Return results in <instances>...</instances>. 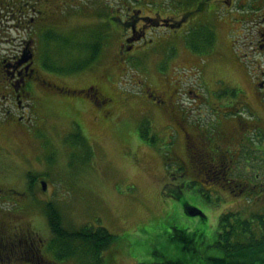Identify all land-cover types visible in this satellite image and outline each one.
<instances>
[{
  "label": "rangeland",
  "instance_id": "374dc122",
  "mask_svg": "<svg viewBox=\"0 0 264 264\" xmlns=\"http://www.w3.org/2000/svg\"><path fill=\"white\" fill-rule=\"evenodd\" d=\"M76 18H70L71 23L32 25V29H37L36 53L41 70L45 77L57 83L79 85L89 80L103 85L99 74L109 68L108 78L118 87L116 91H120L114 95V90L108 89L115 97L112 116H107L105 121L95 120V113L89 107L80 112L70 110L71 99L77 95L69 92L48 99L51 109L41 108L36 95L28 101L31 106L18 109L13 101L0 94V219L7 222L9 232L18 233L12 237L15 242L25 233L28 239L34 237L42 243L43 264H54L52 260H55L48 247L51 233L44 211L46 202L57 205L65 228L103 226L116 235L114 242L102 252L103 264H162L164 260L181 258L185 255L180 242L171 239L175 228L184 229L194 237L200 254L213 255L216 250L208 245H213L217 238L220 214L232 211L247 217L252 212L264 211V190L253 189L246 198L235 193L238 188L230 191V187L215 186L218 190L207 191L200 172L197 181L184 183L190 176L183 163L184 134L174 129V120L167 113L160 114V105L145 96L140 84V80L146 81L155 92L165 91L169 96L172 82L177 79L183 80V92L185 85L203 80L212 87V72L201 75L195 67L198 60L182 51L181 58L172 59L174 51L169 41L156 54L121 52L116 48L118 38L113 32L107 36L106 49L99 37L103 27L84 21L78 23ZM230 26L226 19L218 24L220 36L215 42L210 39L212 26L210 32L207 27L199 29L193 36V50L202 52L207 44L208 53L226 52ZM93 45H99L100 49L91 59ZM7 46L0 43V52ZM238 48L236 51L248 50L242 43ZM117 56L125 57L128 62V67L123 68L127 74L121 68L118 71L121 76L118 75L113 66ZM227 59L217 64L219 76H230L249 89L239 65ZM76 71H86L87 80L55 75V72ZM216 84L218 96L234 97L233 84L222 80ZM3 85L0 80L2 92L7 90ZM200 91L209 95L205 88ZM8 112L21 115L25 126L9 122ZM207 117L211 119L210 115ZM78 125L82 136L74 140L72 135ZM246 140L253 138L245 134ZM242 150L231 176L239 182L258 183L264 177V156L258 160L254 157L257 152ZM28 172L35 175L30 185ZM41 180L46 181L45 189ZM191 208L200 213L193 214ZM62 260L58 264H79L73 257ZM5 264L30 263L5 260Z\"/></svg>",
  "mask_w": 264,
  "mask_h": 264
},
{
  "label": "flooded vegetation",
  "instance_id": "af4514ba",
  "mask_svg": "<svg viewBox=\"0 0 264 264\" xmlns=\"http://www.w3.org/2000/svg\"><path fill=\"white\" fill-rule=\"evenodd\" d=\"M73 16H77L78 23L84 21L103 27L99 37L104 40L106 49L107 36L113 32L118 38L116 48L121 52L135 50L156 54L169 41L174 51L172 59L181 58L179 52L182 51L198 60L195 67L201 75L212 72V87L209 88L203 80L185 85L183 92V80L177 79L172 82L169 96L165 91L155 92L146 81L140 80V84L145 96L160 105V114L167 113L174 120V129L184 134L186 160L183 163L190 172L184 183L197 181L196 175L200 172L207 191L218 190L215 186L220 189L230 187V191L238 188L235 193L246 198L253 189L264 190V177L258 183L249 184L251 180L239 182L231 176L241 149L257 152L254 157L258 160L264 156V0H0V43L8 44L0 52V80L7 88L2 92L0 87V94L13 101L16 108L31 106L28 101L36 95L41 108L51 109L48 99L69 92L77 95L71 99L73 107L70 110L80 112L89 107L95 113V120L105 121L111 115L112 100L120 91H116L118 87L108 78L109 68L99 74L103 85L89 82L86 71L55 72L59 78L87 80L71 85L50 80L41 70L36 53L37 29H32V25L71 23ZM224 19L231 25L226 33L227 51L208 53L205 50L207 44L202 52L193 50V36L199 29L207 27L210 32L212 26L214 32L210 33V39L215 42L220 36L217 26ZM240 43L248 50L236 51ZM25 55L30 58L24 59ZM239 57L243 59L240 61ZM227 58L235 66L239 65L249 89L230 76H219L217 64ZM113 66L119 76L121 68L127 74L123 69L128 67L125 57L117 56ZM211 66L213 68L209 70ZM221 80L234 85V97L218 96L216 82ZM201 88H205L209 95H204ZM108 89L114 90L115 94ZM8 114L10 117L6 114V119H11L9 122L25 126L21 115ZM80 127L78 125L76 133L81 135ZM245 134H249L253 141H244ZM238 185L240 187H236Z\"/></svg>",
  "mask_w": 264,
  "mask_h": 264
},
{
  "label": "trees",
  "instance_id": "16d2710c",
  "mask_svg": "<svg viewBox=\"0 0 264 264\" xmlns=\"http://www.w3.org/2000/svg\"><path fill=\"white\" fill-rule=\"evenodd\" d=\"M99 49L98 45H93L91 59L96 57ZM72 136L74 140L81 138L79 133ZM27 177L28 185L34 182L32 172H28ZM44 211L51 233L48 247L54 254V264L72 257L79 264H103L102 252L114 242L116 235L103 226L65 228L59 208L53 202H46ZM7 226V222L0 219V264H5V260L43 264L42 243L34 237L28 239L25 233H21L24 242L21 236L15 242L12 237L18 233L9 232ZM173 231L171 239L180 242L185 256L164 260L162 264H264V211L252 212L247 217L232 211L220 214L217 238L213 245H208L213 246L218 254H215L216 251L213 255L200 254L194 237L188 231L177 228Z\"/></svg>",
  "mask_w": 264,
  "mask_h": 264
},
{
  "label": "water",
  "instance_id": "95a60500",
  "mask_svg": "<svg viewBox=\"0 0 264 264\" xmlns=\"http://www.w3.org/2000/svg\"><path fill=\"white\" fill-rule=\"evenodd\" d=\"M23 58H24V59L30 58V55H25ZM41 185H42L43 188L46 187V182H45V180H41ZM190 211H191L193 214L200 213V211H199V210H196V209H195V210L190 209Z\"/></svg>",
  "mask_w": 264,
  "mask_h": 264
}]
</instances>
